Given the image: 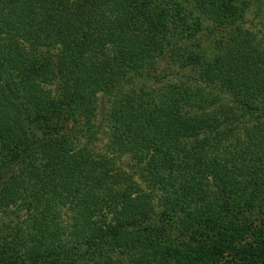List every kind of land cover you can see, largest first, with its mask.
I'll return each instance as SVG.
<instances>
[{"label":"trees","instance_id":"1","mask_svg":"<svg viewBox=\"0 0 264 264\" xmlns=\"http://www.w3.org/2000/svg\"><path fill=\"white\" fill-rule=\"evenodd\" d=\"M180 2L0 0V264H65L62 245H50L70 220L99 254L129 248L139 264H194L155 227L157 197L167 218L182 210L175 223L195 239L216 234L211 256L244 254L232 243L247 232L232 216L264 211V126L236 150L222 149L220 129L249 130L236 112L264 120L263 36L245 25L264 0ZM209 24L215 35L205 46ZM165 57L195 66L200 86L137 90ZM215 88L229 94L217 109L206 94ZM98 95L109 100V153L96 158L85 138ZM122 156L134 172L121 168ZM249 186L225 206L211 202L218 190Z\"/></svg>","mask_w":264,"mask_h":264},{"label":"rangeland","instance_id":"2","mask_svg":"<svg viewBox=\"0 0 264 264\" xmlns=\"http://www.w3.org/2000/svg\"><path fill=\"white\" fill-rule=\"evenodd\" d=\"M181 1L180 3H183L184 5H187L186 1L189 0H177ZM225 1H254V0H225ZM264 9H258L257 6H253L248 11L246 17H245V25L246 27H249L252 29L253 32H258L260 38L262 37L263 41L261 42V45L264 48ZM209 23V21H208ZM214 28L211 26V24L207 25L205 32L202 37V44L207 46L210 42V39H213V35L215 33L213 32ZM207 44V45H206ZM158 61V68L155 73H152L150 76V79L148 80H137L134 82L135 88L138 89H147L148 87H151L152 89H157L163 85H166L167 83H176L177 85H187V86H200V82L198 81L197 73H196V67L190 66L186 68H182L179 65H176L173 63L169 58H159ZM206 94L210 95L211 99H214L218 102L216 107L214 109L219 108V104L221 103H228L229 100V94L227 92H221L219 89H206ZM97 109H96V115L93 117L92 125L93 132L90 134V137L85 138V141L89 145L90 149L93 150L94 155L96 158L102 155H106L109 153L108 151V136L109 132L106 129L105 126V118L108 112L109 108V100L106 99L103 95H98L97 100ZM264 110V107L262 108ZM237 118L239 119L238 122H240L242 125L246 126L247 129L249 128L246 133L242 135L237 136H231V131L226 125H224L220 129V137L224 139L225 141L222 144V149H231L236 150L238 149L239 143H244V145L247 147V144L251 142L249 139L250 131L259 129L263 127V118L260 112H256L253 115L248 116H241L240 112H236ZM237 123V122H236ZM235 124V122H234ZM58 125L63 128L71 127L72 125L70 122L61 119L58 121ZM80 128L78 126L76 129ZM84 130L86 128L84 125L82 126ZM204 135L201 136L203 138ZM212 136H207L208 139H210ZM246 150V149H245ZM239 153V154H238ZM236 154V158L241 160V152H238ZM123 158H118L121 168L124 170H127V172H134V166L132 163H130L128 156H122ZM235 158V157H234ZM239 166L241 164L239 163ZM235 166H231L229 168H232L235 173L240 172L241 168ZM211 186L213 185V180H210ZM247 188V187H246ZM243 191V192H242ZM235 190L232 191L230 195L229 191H225L222 193V190H218L215 194L211 197V202L215 205H227L229 204L231 200H235L236 197L240 195H247L251 189L250 186L245 191L244 189ZM245 199V198H243ZM153 206L155 208L154 213L152 215V221L154 222L155 227L161 228L165 231L166 240L167 243H170L172 248L183 250L186 252H189L190 255H193V259L191 261L194 264H264V211L255 209L252 211H247L246 213H242V211L236 210L238 213H240L241 217H243V220L239 218V215L235 214L232 216L235 221V226L240 228V226L244 225V230L247 232L243 235V239L241 242H238L235 240L232 244L239 246L241 251L244 253L242 255L238 254L236 255L237 260L234 261L230 255H226L224 258H216L211 256L213 253V249L211 251H208L211 249V241H215L216 234L214 232H210V235H206L203 238L195 239V230L187 229L180 225L179 222H176L178 218L181 217V213L177 210L175 215L169 216L167 218L166 211L162 208V203L159 197L155 199V202H153ZM64 212L67 211V208L63 209ZM58 212V211H56ZM73 213H70V216ZM7 217V216H6ZM172 217V218H170ZM18 220V219H17ZM247 226H246V225ZM74 222L70 220V225L67 226V232L63 234L62 237L63 240L59 242V240H56L52 243V246L50 245V248L53 247L56 249L58 244L62 245V251L65 249V264H139L138 263V256L132 252L131 249H115L110 250L109 253H101L99 254L97 252V247L93 246L90 243H85L82 240H78L75 235L76 232L73 230ZM215 230V229H214ZM247 235V236H246ZM74 237L78 242L79 246H76L74 244L75 241ZM211 239V240H209ZM67 240V241H66ZM252 246V251H246V249ZM36 251V254L38 255L42 251L40 249L33 248ZM234 254V253H233ZM32 256V257H31ZM35 256V254H30L28 251L26 253L25 259H31V261ZM152 263V261H151ZM152 264H163V263H152Z\"/></svg>","mask_w":264,"mask_h":264}]
</instances>
